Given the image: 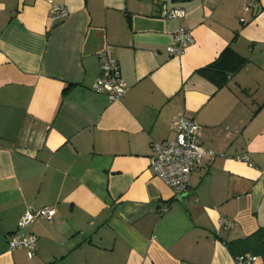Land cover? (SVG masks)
Masks as SVG:
<instances>
[{"label":"crops","instance_id":"obj_1","mask_svg":"<svg viewBox=\"0 0 264 264\" xmlns=\"http://www.w3.org/2000/svg\"><path fill=\"white\" fill-rule=\"evenodd\" d=\"M246 1L0 0V264L262 260L264 0L243 24ZM163 4L186 17L162 19ZM54 5L66 21L51 20ZM181 28L193 43L169 56ZM227 47L247 63L218 88L197 71ZM104 57L129 88L117 102L92 90ZM179 117L217 156L177 198L149 158ZM47 207L51 221L18 230L26 210ZM12 234L37 237L32 259L9 250Z\"/></svg>","mask_w":264,"mask_h":264},{"label":"built area","instance_id":"obj_2","mask_svg":"<svg viewBox=\"0 0 264 264\" xmlns=\"http://www.w3.org/2000/svg\"><path fill=\"white\" fill-rule=\"evenodd\" d=\"M253 7V0L246 1L240 22L245 24V16ZM160 17L164 20L184 19L186 12L183 9L171 8L166 4L160 7ZM49 16L54 22H63L69 18L66 9L54 5L49 9ZM193 43L191 33L185 29H179L173 36L172 42L166 48L169 56H182ZM92 90L96 94L107 95L112 102L121 100L129 88L121 77L118 63L104 57L100 65V73L94 81ZM171 128L175 132L173 141H163L152 145V155L149 158V167L154 176L165 186L170 188L175 196L187 190L190 186V178L194 169L204 160H213L217 155L214 151L205 149L197 143L200 126L197 122L185 117H179L171 122ZM240 160L247 162L248 158ZM167 207L162 209L165 212ZM55 215L52 207L42 210L28 209L18 222V230H23L36 218H44L51 221ZM225 228H231L232 222L227 219L220 220ZM7 245L10 251L25 250L28 259H32L37 246V237L27 235L20 237L16 234L9 235ZM235 264H264L262 260L253 254H243L234 258Z\"/></svg>","mask_w":264,"mask_h":264},{"label":"trees","instance_id":"obj_3","mask_svg":"<svg viewBox=\"0 0 264 264\" xmlns=\"http://www.w3.org/2000/svg\"><path fill=\"white\" fill-rule=\"evenodd\" d=\"M246 63V59L231 47H227L212 64L198 70L197 73L220 88L226 78L236 74ZM262 260H264V251H262Z\"/></svg>","mask_w":264,"mask_h":264}]
</instances>
